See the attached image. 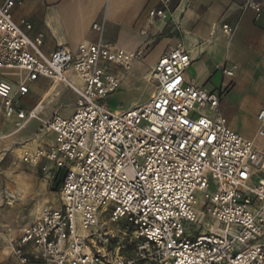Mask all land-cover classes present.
Instances as JSON below:
<instances>
[{"label": "built area", "instance_id": "2783aa9c", "mask_svg": "<svg viewBox=\"0 0 264 264\" xmlns=\"http://www.w3.org/2000/svg\"><path fill=\"white\" fill-rule=\"evenodd\" d=\"M171 2L158 0L143 35L156 21L173 19ZM22 4H0L3 116L16 120L18 130L38 119L20 98L40 79L65 85L76 102L70 116L44 122L55 145L21 158L29 168L50 161L65 175L60 206L43 209L11 240L16 264H264V181L252 182L264 169V153L228 127L220 112L223 89L208 92L183 81L192 63L184 44L175 42L151 68L152 98L116 112L103 102L121 87L116 71L142 61L148 42L134 51L117 48L103 40V23H94V43L46 53L40 35L28 36L32 25L13 19ZM242 9L264 20L262 0H245ZM234 30L222 26L229 38ZM236 69L216 66L226 77ZM257 122L256 136L264 137V106ZM198 192L204 209L197 207ZM106 212L111 224L126 223L130 249L98 226ZM207 218V230L196 232Z\"/></svg>", "mask_w": 264, "mask_h": 264}, {"label": "crops", "instance_id": "0c3cea01", "mask_svg": "<svg viewBox=\"0 0 264 264\" xmlns=\"http://www.w3.org/2000/svg\"><path fill=\"white\" fill-rule=\"evenodd\" d=\"M4 2L0 0V4ZM244 2L172 0L173 19L156 21L148 35L141 30L147 27L148 12L158 0H23L13 19L32 25L28 36L40 35L46 53L59 46L74 52L83 44L94 43L98 38L94 23H103V40L117 48L134 51L148 42L143 63L134 64L127 77L117 72L125 87L144 80L163 52L182 42L192 61L183 81H193L208 92L223 89L220 112L228 127L254 141L264 153V137L256 136L257 115L264 106V20L256 21L251 10H243ZM223 25L235 28L231 38L223 33ZM233 65L237 67L233 77L216 71V66ZM41 95L30 108H23L31 110ZM260 180L264 181V169L252 182Z\"/></svg>", "mask_w": 264, "mask_h": 264}, {"label": "rangeland", "instance_id": "374dc122", "mask_svg": "<svg viewBox=\"0 0 264 264\" xmlns=\"http://www.w3.org/2000/svg\"><path fill=\"white\" fill-rule=\"evenodd\" d=\"M143 60L138 63H143ZM131 71L132 68L127 73H116L121 72L127 77ZM149 73L150 70L141 82L126 87L121 81L120 89L103 102L112 110H126L147 102L155 94V87L148 80ZM29 87L30 92L20 98V103L25 109L34 104L44 89L46 91L37 105L35 104L38 111L41 109L37 115L38 119L32 120L22 129L18 130L16 120H7L3 116V104L0 100V264H16L10 251L11 240L17 238L21 230L43 209L60 206L59 190L65 169H57L52 162L46 160L36 167L29 168L21 162V158L38 147L55 145V136L45 129L44 122L53 114L70 116L74 110L76 95L65 85L49 80L40 79ZM18 190L22 192V197L14 200L7 198L9 195H16ZM209 190H216L215 181H210ZM196 199L197 207L204 209L206 200L203 195L196 193ZM107 207L111 209L110 204H107ZM108 215V212L102 215V224L113 235L120 236L117 239L120 245L131 247L134 239L129 231L124 232L126 223L119 221L111 224L108 222ZM209 224L211 220L207 218L205 225L195 228V231H206ZM186 228L189 231L194 230L191 224H187Z\"/></svg>", "mask_w": 264, "mask_h": 264}, {"label": "bare ground", "instance_id": "6f19581e", "mask_svg": "<svg viewBox=\"0 0 264 264\" xmlns=\"http://www.w3.org/2000/svg\"><path fill=\"white\" fill-rule=\"evenodd\" d=\"M75 83H77V81H75ZM33 108H34V110H33L34 113H39L41 111V110L40 111L37 110V106H34ZM119 110L120 109H117V108L114 109V111H116V112ZM20 197H22V192L20 190H18L16 195H9L7 198L14 200V199H18ZM103 209H105V206L103 207ZM98 226L101 228L103 226V224L98 221Z\"/></svg>", "mask_w": 264, "mask_h": 264}, {"label": "trees", "instance_id": "16d2710c", "mask_svg": "<svg viewBox=\"0 0 264 264\" xmlns=\"http://www.w3.org/2000/svg\"><path fill=\"white\" fill-rule=\"evenodd\" d=\"M64 177V176H63Z\"/></svg>", "mask_w": 264, "mask_h": 264}]
</instances>
